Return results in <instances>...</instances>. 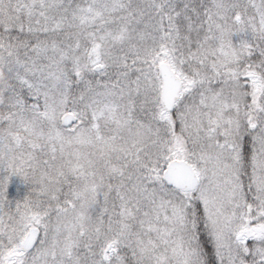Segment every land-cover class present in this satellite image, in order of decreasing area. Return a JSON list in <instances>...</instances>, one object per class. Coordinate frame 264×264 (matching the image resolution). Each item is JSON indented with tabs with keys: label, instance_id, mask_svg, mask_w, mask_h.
Returning <instances> with one entry per match:
<instances>
[{
	"label": "snow or ice",
	"instance_id": "obj_1",
	"mask_svg": "<svg viewBox=\"0 0 264 264\" xmlns=\"http://www.w3.org/2000/svg\"><path fill=\"white\" fill-rule=\"evenodd\" d=\"M0 264H264V0H0Z\"/></svg>",
	"mask_w": 264,
	"mask_h": 264
}]
</instances>
